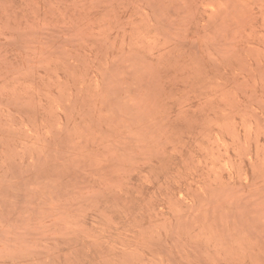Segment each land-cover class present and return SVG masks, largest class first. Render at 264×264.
<instances>
[{"label":"rangeland","instance_id":"1","mask_svg":"<svg viewBox=\"0 0 264 264\" xmlns=\"http://www.w3.org/2000/svg\"><path fill=\"white\" fill-rule=\"evenodd\" d=\"M0 264H264V0H0Z\"/></svg>","mask_w":264,"mask_h":264}]
</instances>
